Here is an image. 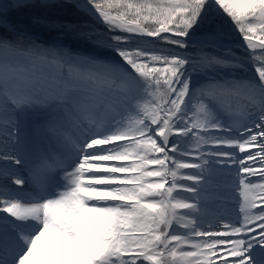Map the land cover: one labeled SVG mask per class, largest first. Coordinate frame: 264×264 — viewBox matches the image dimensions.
<instances>
[{
    "label": "snow or ice",
    "instance_id": "obj_1",
    "mask_svg": "<svg viewBox=\"0 0 264 264\" xmlns=\"http://www.w3.org/2000/svg\"><path fill=\"white\" fill-rule=\"evenodd\" d=\"M0 264H264V0H0Z\"/></svg>",
    "mask_w": 264,
    "mask_h": 264
},
{
    "label": "bare ground",
    "instance_id": "obj_2",
    "mask_svg": "<svg viewBox=\"0 0 264 264\" xmlns=\"http://www.w3.org/2000/svg\"><path fill=\"white\" fill-rule=\"evenodd\" d=\"M214 186L218 187L214 193V198L209 201V211L223 212L226 207L231 208L233 206L232 201L222 198L232 195L230 179L227 176L217 177Z\"/></svg>",
    "mask_w": 264,
    "mask_h": 264
},
{
    "label": "rangeland",
    "instance_id": "obj_3",
    "mask_svg": "<svg viewBox=\"0 0 264 264\" xmlns=\"http://www.w3.org/2000/svg\"><path fill=\"white\" fill-rule=\"evenodd\" d=\"M78 2L83 4L84 0H78ZM64 9L65 8L60 9V10H58L57 12H55L53 14L54 15H56V14L60 15L64 11ZM32 11L36 12V13H41L42 12V10H40V9H33ZM81 15H83L84 17H88L87 15H84L82 12H81ZM86 19H88V21H89V17L86 18ZM96 27L100 31H104V26L102 24H97ZM50 32H51V30L47 31L43 35H41V34H37V35H39L40 39L47 40L49 43L61 42V41L65 42V43L71 42V38L65 37L63 34H56V32L55 33H50ZM148 39H152V38H148ZM229 39H230L233 47H237L238 50L242 51V48H243L242 38H241V36L238 33H236L235 31H232L231 34H230Z\"/></svg>",
    "mask_w": 264,
    "mask_h": 264
},
{
    "label": "trees",
    "instance_id": "obj_4",
    "mask_svg": "<svg viewBox=\"0 0 264 264\" xmlns=\"http://www.w3.org/2000/svg\"><path fill=\"white\" fill-rule=\"evenodd\" d=\"M56 15H58V14H56ZM58 16H60L62 18H65V19L79 20L81 22L88 21V19H86L88 17H84L83 15H81V12L78 9H76L75 7H72V6L66 7L64 9V11ZM34 31L36 32V34H41V35H43V34H45L47 32V31H43L40 28H35ZM55 32L56 31L51 30L50 33H55ZM56 34H58V33L56 32Z\"/></svg>",
    "mask_w": 264,
    "mask_h": 264
}]
</instances>
